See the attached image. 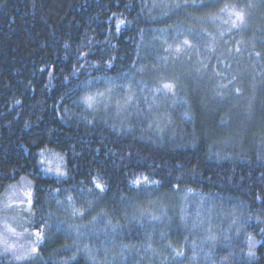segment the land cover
<instances>
[{
	"label": "trees",
	"instance_id": "trees-1",
	"mask_svg": "<svg viewBox=\"0 0 264 264\" xmlns=\"http://www.w3.org/2000/svg\"><path fill=\"white\" fill-rule=\"evenodd\" d=\"M159 1L0 0V195L20 177L32 182L39 264H264V108L236 107L253 117L252 130L239 151L218 152L233 104L191 109L177 125L180 143L154 142L136 130L143 125L120 130L81 104L104 81L146 73L155 46L173 31H199L196 18L224 8L258 10L220 49L200 55L215 58L213 68L229 58L264 61V0H174L165 12ZM238 66L232 77L245 89ZM46 150L63 156L64 179L39 172ZM184 194L210 199L226 218L184 221L171 208Z\"/></svg>",
	"mask_w": 264,
	"mask_h": 264
},
{
	"label": "rangeland",
	"instance_id": "rangeland-1",
	"mask_svg": "<svg viewBox=\"0 0 264 264\" xmlns=\"http://www.w3.org/2000/svg\"><path fill=\"white\" fill-rule=\"evenodd\" d=\"M167 1L174 0L158 2L164 12L168 10ZM172 6L174 3L170 5ZM253 10L255 12L258 8L247 4L242 10L235 7L224 8L221 14L196 18L195 29L199 31L195 32L190 28L182 32L173 31L168 40H164L150 52L155 63L147 68L146 73L136 69L120 80L104 81L101 91L81 101L84 110L94 115L99 121L113 122L114 127L120 130L127 131L136 129V125H143V129L136 130L154 142L180 143L186 136H181L177 125H185L190 121L193 114L191 109L194 108L196 112L202 105L200 111L208 112L213 103L215 105L218 101L222 104H233V108L226 106L228 112L224 117L225 122L220 127L221 131H225L226 136L215 144L218 152H223L220 149L239 151L247 130L248 132L252 130L253 117L246 111L240 114L235 108L241 107L246 110L249 101L256 102L254 108L257 110L264 108V61L253 60L255 64L252 65L246 60L236 62V59L229 58L217 63L213 68L210 63L215 62V58L207 59L200 53H203V49L206 48L220 49L222 38L229 37L231 32L237 33L246 27ZM236 12L243 13L244 19L243 23L238 22L234 27L233 13ZM256 19L259 22L262 21V18L257 16L252 23H255ZM225 31L226 33L221 34ZM186 40L187 44L184 43ZM237 64L244 66V68L238 66L237 71L234 72L236 78L245 85V89L240 84H235L232 77L231 70L235 69ZM166 83L173 85L171 90L163 88ZM244 91L248 94L243 95ZM201 96L203 98L199 104ZM89 97L91 100H88ZM188 98L191 113L188 110ZM237 122L240 123L234 125L231 132V126ZM195 128L196 123L189 126L187 131H194ZM261 139H259L261 143H264ZM37 167L45 177L56 180H62L65 177L64 158L52 151L46 150L39 153ZM173 199L176 204L171 208L177 210L179 217L184 221L226 218L222 212L219 215L216 214L210 199L202 196L184 194ZM32 202L33 184L26 177H20L1 193L0 264H39L38 247L43 237L41 231L36 230L33 225L35 214ZM166 205L168 204H163V206ZM161 206L152 208L158 213L156 215L158 219H162L165 215ZM146 214L153 215L149 211ZM229 214L227 219L243 218V216L236 218V214L234 216L230 212Z\"/></svg>",
	"mask_w": 264,
	"mask_h": 264
},
{
	"label": "snow or ice",
	"instance_id": "snow-or-ice-1",
	"mask_svg": "<svg viewBox=\"0 0 264 264\" xmlns=\"http://www.w3.org/2000/svg\"><path fill=\"white\" fill-rule=\"evenodd\" d=\"M233 15L235 16V20L232 21L234 27L237 26L238 22L243 23V19H244L243 13L236 12V13H233ZM121 23H122V21H121ZM117 30H119V25H117ZM184 43L187 44L188 41L186 40V41H184ZM177 51H179V48H177ZM172 87H173V85L167 84V83L163 85V88L167 89V90H171ZM88 100H91V97H89ZM89 106H91V105H89ZM140 182L141 181L139 179L134 181V183H136V184H139ZM96 187L101 188V190H102V186L99 183L96 184ZM37 235H39V233H37ZM249 240H251V237H249ZM249 254L251 255L252 253L250 252Z\"/></svg>",
	"mask_w": 264,
	"mask_h": 264
}]
</instances>
